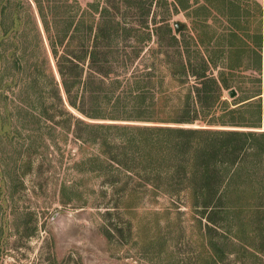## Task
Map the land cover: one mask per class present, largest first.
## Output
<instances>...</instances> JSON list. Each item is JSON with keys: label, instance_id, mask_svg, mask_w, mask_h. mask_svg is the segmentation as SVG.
<instances>
[{"label": "rangeland", "instance_id": "obj_1", "mask_svg": "<svg viewBox=\"0 0 264 264\" xmlns=\"http://www.w3.org/2000/svg\"><path fill=\"white\" fill-rule=\"evenodd\" d=\"M18 1H9L5 22L13 17ZM29 1L33 11L21 6L18 15L23 29L21 35L13 33L29 43L24 49L27 58L21 62L23 69L9 67L16 82L13 76H5L4 86L14 84L0 86V264H264V194L259 188L257 195L229 193L222 207L208 212L184 205L185 198L180 201L148 191L131 196L114 190L109 179L123 178L126 172L111 162L102 168L104 158L97 144L83 143L62 128L64 116H48L59 110L51 97L48 64L47 70L40 66L42 73L35 74V63L41 61V49L33 38L35 16L43 34L45 30L37 3ZM98 1L103 4L102 0L37 2L55 28L56 24L67 26L65 19L76 24L79 15L91 13L89 5ZM168 1H108L116 18L126 17L131 27L141 21L150 25L139 37L131 32L116 39L115 51L120 55L126 51L129 58L124 66L116 62L114 79L124 84L127 78L133 81L142 76L147 100L164 96L168 107L181 105L190 94L198 114L218 128H224L222 121H231L224 114L226 108H241V118L235 114V119L243 123V129L264 131V67L259 71L253 58L243 67L240 64L238 71H229L222 50L214 52L200 39V32L212 28L186 13L172 15ZM175 23L183 26L179 32ZM73 31L74 27L69 33ZM50 60L57 75L52 56ZM202 72L209 78L205 81L218 83V87L207 83V95L201 92ZM25 84L31 92L21 94ZM121 87L115 95L121 98L123 116L88 122H125L134 103L131 93ZM231 90L236 97L230 96ZM200 100L208 107L200 108ZM111 105L104 113L112 115ZM253 161L257 164L249 158L242 165L246 173L257 172L255 186L259 187L264 180V156ZM246 173L237 181L239 186H244Z\"/></svg>", "mask_w": 264, "mask_h": 264}, {"label": "trees", "instance_id": "obj_2", "mask_svg": "<svg viewBox=\"0 0 264 264\" xmlns=\"http://www.w3.org/2000/svg\"><path fill=\"white\" fill-rule=\"evenodd\" d=\"M9 1L0 0V86L5 76H13L9 74V67L14 65L15 68L18 65L23 69L21 62L27 58L24 49H27L29 43L23 35L18 36L21 35L20 29H23L18 14L23 5L27 12L33 11L29 0H19L13 17L6 24ZM37 1L41 3V0ZM37 1L45 37L35 16L33 38L35 47L41 49V61L35 63L34 70L35 74H40V66L42 69L45 66L47 70L48 64L51 97L55 101L56 110H59L48 116H64L66 120L60 124L62 128L72 131L83 143L97 144L104 158L100 164L102 168L111 162L120 171L126 172L123 178L109 179L115 191L129 193L131 196H140V193L148 191L180 201L185 198L184 205L199 212L222 207L223 199L229 193L257 195L255 190L259 188L264 194V180L256 187L257 172L252 170L246 173L242 165L249 158L250 163L255 165L257 163L253 160L264 156V131L244 130L246 127L243 123L235 119L236 115L241 118V108H226L224 114L230 115L231 121H222L220 127L224 128H218L198 114L199 107L191 101L190 94L181 105L168 107L164 96L147 100L140 83L142 76L134 77L133 81L127 78L124 84L119 78L114 79L116 62L124 66L129 58L126 51L122 55L115 51L116 39L131 32L139 37L138 33L143 34L149 29L148 22L141 21L131 27L126 17L118 19L111 12L112 7L107 4L109 0H102V5L100 1L89 5L91 13L82 12L76 24L74 19H65L67 26L56 24L54 28L47 20L44 7ZM126 6L130 7L128 4ZM114 7L120 9L118 4H114ZM72 27L74 31L69 33ZM13 33L18 35L13 36ZM32 52L36 53L34 48ZM50 56L55 62L59 80ZM228 65L229 71H238L231 67V63ZM183 70L187 71L186 67L183 66ZM258 70L261 71V68ZM199 76L204 81L209 80L206 72ZM11 78L15 83V75ZM209 82L218 87L215 79ZM209 82H203L201 92L204 95L209 94L206 90ZM14 83L3 85L2 89ZM121 85H124L127 93H131L134 103L132 113H128L127 119L123 120L125 122H88L87 119L105 121L107 118L123 116L121 114H124L125 109L121 98L115 95L116 89H122ZM34 86H37L36 82ZM29 88L25 84L21 94L30 93ZM114 97L116 99L112 102ZM108 105L112 106V115L104 113ZM207 107L200 100V108ZM168 108L179 111L167 113L165 110ZM258 114L261 124V106ZM82 130L89 134L83 135ZM244 173L247 179L244 186H239L237 181Z\"/></svg>", "mask_w": 264, "mask_h": 264}, {"label": "crops", "instance_id": "obj_3", "mask_svg": "<svg viewBox=\"0 0 264 264\" xmlns=\"http://www.w3.org/2000/svg\"><path fill=\"white\" fill-rule=\"evenodd\" d=\"M168 8L172 15L186 13L211 27V32H200L201 41L214 52L222 50L220 55L232 68L239 69L253 58L257 67H264V0H169Z\"/></svg>", "mask_w": 264, "mask_h": 264}, {"label": "water", "instance_id": "obj_4", "mask_svg": "<svg viewBox=\"0 0 264 264\" xmlns=\"http://www.w3.org/2000/svg\"><path fill=\"white\" fill-rule=\"evenodd\" d=\"M175 29H176L177 32H179L181 30V25L179 23H176L175 24ZM236 95H237V92L235 90H231L230 91V96L231 97H236Z\"/></svg>", "mask_w": 264, "mask_h": 264}]
</instances>
